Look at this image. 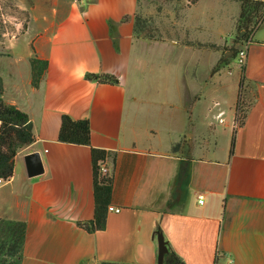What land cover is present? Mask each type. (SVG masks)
Instances as JSON below:
<instances>
[{"label": "crops", "instance_id": "obj_1", "mask_svg": "<svg viewBox=\"0 0 264 264\" xmlns=\"http://www.w3.org/2000/svg\"><path fill=\"white\" fill-rule=\"evenodd\" d=\"M11 2L26 27L19 23L20 33L0 45V61L11 60L12 71L27 61L29 75L16 71L4 98L28 114L34 140L18 150L13 175L0 185V217L26 222L21 264H156L159 236L168 247L164 264L168 254L185 264H264V20L246 41L236 78L252 103L241 125L235 104L220 118L231 135L215 156L208 119L215 87L230 80L232 67L211 74L215 51L183 41L213 42L234 31L237 1L159 0L152 23L159 40L134 36L138 0ZM34 55L48 63L38 87ZM63 115L89 119L90 145L58 140ZM91 147L106 151L108 205L120 209L93 232L77 224L94 215ZM34 151L43 170L29 175L25 157Z\"/></svg>", "mask_w": 264, "mask_h": 264}, {"label": "trees", "instance_id": "obj_2", "mask_svg": "<svg viewBox=\"0 0 264 264\" xmlns=\"http://www.w3.org/2000/svg\"><path fill=\"white\" fill-rule=\"evenodd\" d=\"M9 3L12 0H5ZM197 0H187V4H194ZM240 5V12L235 20V43L243 44L251 36L255 28L264 20V0H235ZM7 4V3H6ZM9 7L10 5L7 4ZM23 27L26 23L23 22ZM134 36L146 40H159L158 28L153 26L143 15L138 12L134 20ZM184 44L198 48L217 49L213 42H201L184 40ZM233 51L234 47L222 48ZM222 55L212 68L211 74L219 69L228 67L234 58ZM31 84L38 87L47 69V61L36 55L31 57ZM86 78L97 79L101 82L117 83L118 78L111 74L86 73ZM243 78L240 79L237 99L235 103V121L243 124L246 112L252 103L244 91ZM4 84L0 77V177L8 180L14 171V157L18 150L34 140L32 122L28 114L14 104L4 99ZM58 140L68 143L90 145V124L88 118L73 119L63 115L58 133ZM185 142L184 137L171 146L173 153L180 151ZM234 137L231 140L230 151L233 150ZM106 151L91 147V161L94 185V215L89 220L78 221L77 224L89 232L103 229L106 221L107 206L111 198V178L101 173L100 167L104 163ZM26 234V222L19 219H7L0 217V264H21L22 249ZM167 264H185L173 254H168ZM101 264H125L104 261Z\"/></svg>", "mask_w": 264, "mask_h": 264}, {"label": "rangeland", "instance_id": "obj_3", "mask_svg": "<svg viewBox=\"0 0 264 264\" xmlns=\"http://www.w3.org/2000/svg\"><path fill=\"white\" fill-rule=\"evenodd\" d=\"M183 1V0H177ZM185 1V0H184ZM10 5V8L7 4ZM159 0H138L137 12L140 15H143L149 22L158 24L159 15ZM23 22V13L16 9L12 2H5V0H0V45L3 44L8 38L15 37L20 33L17 31V27L21 26ZM21 25H20V24ZM22 27V26H21ZM21 28H19L20 30ZM235 31V30H234ZM231 31L230 33H223L222 37L216 36L213 39V43L218 45L217 49H214V53L212 54L214 57V61L218 62L219 58L224 55L226 57L234 56L233 51H226L222 48L226 46V48L234 47L237 49L238 44L235 43V35L236 31ZM20 36V35H19ZM20 39L22 40L21 36ZM2 61H0V77L3 81V84H7V82L11 81V79H16V71L21 73L19 78H27L29 75V65L27 61L20 62L17 66L13 68L12 71V62L9 61L6 57H2ZM209 63L211 62V56L209 57ZM232 67V76L229 81L224 82L222 87L216 86L214 90L215 100L218 104L215 106V115L212 118V123L215 127L217 148L215 150V156L222 155L223 151L227 148L230 135H231V124L230 126H226V123L220 120V118H227L231 115V108L235 104L236 95L238 91L237 87V73L239 71L238 64L235 61V56L230 62ZM224 68H228L227 66ZM247 90V87L244 88ZM5 93V92H4ZM5 96V95H3ZM5 99V98H4ZM224 110V116H217V112L219 110ZM169 135H162L161 142H167Z\"/></svg>", "mask_w": 264, "mask_h": 264}, {"label": "water", "instance_id": "obj_4", "mask_svg": "<svg viewBox=\"0 0 264 264\" xmlns=\"http://www.w3.org/2000/svg\"><path fill=\"white\" fill-rule=\"evenodd\" d=\"M26 167L29 175H35L42 172V161L40 158V153L38 151H34L26 155ZM168 253V247L166 240L163 237L159 236L158 238V252H157V263L156 264H164L165 255Z\"/></svg>", "mask_w": 264, "mask_h": 264}, {"label": "built area", "instance_id": "obj_5", "mask_svg": "<svg viewBox=\"0 0 264 264\" xmlns=\"http://www.w3.org/2000/svg\"><path fill=\"white\" fill-rule=\"evenodd\" d=\"M246 59H247V45L245 42L237 47L236 53H235V61L239 66L243 67L246 64ZM100 171L103 175L110 177L109 169L104 163L101 165ZM5 181L6 180L3 177H0V185H2ZM202 201H203V194L199 193L198 202L202 203ZM108 211L119 212L120 209L113 207L112 205H108L107 212Z\"/></svg>", "mask_w": 264, "mask_h": 264}]
</instances>
